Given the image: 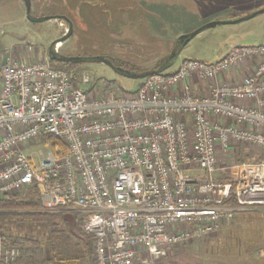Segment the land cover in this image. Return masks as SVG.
<instances>
[{
  "label": "built area",
  "instance_id": "obj_1",
  "mask_svg": "<svg viewBox=\"0 0 264 264\" xmlns=\"http://www.w3.org/2000/svg\"><path fill=\"white\" fill-rule=\"evenodd\" d=\"M247 61L249 75L216 83ZM191 78L214 83L200 94ZM48 139L67 153L54 144L38 162L26 153ZM233 143L264 149V45L235 46L211 64L184 60L135 92L0 57V197L36 186L43 211L80 214L93 264H157L263 208L264 160L222 166Z\"/></svg>",
  "mask_w": 264,
  "mask_h": 264
},
{
  "label": "rangeland",
  "instance_id": "obj_2",
  "mask_svg": "<svg viewBox=\"0 0 264 264\" xmlns=\"http://www.w3.org/2000/svg\"><path fill=\"white\" fill-rule=\"evenodd\" d=\"M262 10L264 0H32L34 16H65L72 22V36L59 44L61 54L72 57L110 56L142 70L152 69L169 55L181 35L212 22L238 21ZM66 30L68 25L64 21L30 22L22 0H0V57H11L24 63L49 61L50 46L60 40L67 33ZM203 32L184 48L175 65L165 74L175 72L184 60L211 64L223 58L235 46L264 45V13L247 21L218 25ZM69 71L90 76L95 85L100 80L114 82L127 92L137 91L139 82L145 80L121 77L99 63L83 64ZM46 143L36 144L26 153L35 155L38 162L37 152L41 150L47 155L51 150L53 142ZM218 159L222 166L227 167L262 161L264 149L233 143L228 153L219 152ZM27 190L19 195L26 197ZM14 195L16 193L11 194ZM64 216L74 221V213H65ZM17 230L22 235L34 233L44 241L51 238L44 225H21ZM42 231L44 233L40 234ZM231 240L245 246L247 243L257 244L262 248L264 207L246 215H236L211 236L174 246L169 256L157 264H200L204 258L211 257L213 251L203 250L202 243ZM60 243H64L65 247L61 249L59 244V253L68 257L75 253L77 238L65 236Z\"/></svg>",
  "mask_w": 264,
  "mask_h": 264
},
{
  "label": "trees",
  "instance_id": "obj_3",
  "mask_svg": "<svg viewBox=\"0 0 264 264\" xmlns=\"http://www.w3.org/2000/svg\"><path fill=\"white\" fill-rule=\"evenodd\" d=\"M167 56L149 70H142L129 62L117 60L110 56L104 58L109 60L115 67L121 68L124 71L142 74L160 68ZM49 62L52 68L56 70L69 71L83 66V64L74 65L50 60ZM114 84L116 85V83ZM48 142H53L54 147L60 146L62 155L67 153L65 145L61 142H56L53 139H48ZM26 194V197L16 194L14 196L0 198V236L2 237V249L4 251L3 256L0 257V264H51L54 260H70L71 258L68 256L59 253L60 247L61 249L65 247L63 246L64 243L62 244L60 242L65 239V236L68 238L81 237L82 217L74 213V221L71 222L67 220L64 213H48L43 211L36 186L29 188ZM228 205H233V202H229ZM21 225H44L49 231L51 238L44 241L34 233L22 235L17 230ZM43 233L44 231L40 234ZM68 241L69 240L66 239L65 242L68 243ZM8 249H15L18 251V255L13 260L7 259L5 256ZM90 249H92V243L88 241L86 245L87 252L90 251Z\"/></svg>",
  "mask_w": 264,
  "mask_h": 264
},
{
  "label": "crops",
  "instance_id": "obj_4",
  "mask_svg": "<svg viewBox=\"0 0 264 264\" xmlns=\"http://www.w3.org/2000/svg\"><path fill=\"white\" fill-rule=\"evenodd\" d=\"M183 6V5H182ZM181 6V7H182ZM184 8V7H183ZM204 33V32H203ZM204 62V61H203ZM253 61H247L244 64H241L239 67L225 73L220 78H218L216 83L224 84H233L234 82L240 80L243 76H247L251 73L253 67ZM214 83L213 81L199 80L197 78H191L188 80V84L191 85L197 93L208 94L210 90V85ZM142 84V82H139ZM251 105H256L255 102ZM254 211V210H253ZM253 211H246L237 214L246 215L252 213ZM70 210H65L59 213H71ZM76 213V212H72ZM78 214V213H77ZM80 215V214H79ZM82 232V231H81ZM90 238L85 236L82 232L81 237L78 236L77 244L75 245L76 251L69 250L73 255H69V259L65 260H54L51 264H93L92 262V249L87 252L86 245ZM84 245L85 249L82 248ZM202 248L205 251L213 250L211 257H206L202 260L200 264H264V245L259 247L257 244H244L238 243L237 241H222V242H211V243H202ZM260 249L259 252L256 250ZM78 249V251H77ZM243 250V251H242ZM206 253V252H205ZM175 263H177L175 261Z\"/></svg>",
  "mask_w": 264,
  "mask_h": 264
},
{
  "label": "water",
  "instance_id": "obj_5",
  "mask_svg": "<svg viewBox=\"0 0 264 264\" xmlns=\"http://www.w3.org/2000/svg\"><path fill=\"white\" fill-rule=\"evenodd\" d=\"M22 1L25 4L26 17L30 22H32V23H43V22H47V21H51V20H58V21H64L68 25L67 33L60 40L55 41L50 46L49 52H48V57H49L50 61L71 63L74 65L99 63V64H103L105 66H108L117 75H119L121 77L128 78V79H133V80H144L148 77L165 73L167 70H169L170 68H172L175 65V63L177 62V60H178L180 54L182 53V51L184 50V48H186V46L194 38H196L200 33H202L203 31H205L207 29L214 28L218 25L237 24L241 21L250 20V19L264 13V10L258 11L255 14H253L252 16H248V17L242 18L241 20L234 21V22H228V21L212 22V23L206 24L205 26H203V27H201V28H199L193 32L183 34L177 39L174 49L167 56V58L165 59L164 63L162 64V66L160 68H158L156 70L147 71V72H144L142 74H134V73H131L128 71H124L121 68L115 67L109 60L105 59L104 57H100V56H77V57L75 56V57H72V56H65V55L61 54L58 51L57 47L59 44H62L64 41L68 40L72 36V33H73L72 22L65 16L36 17L32 14V0H22Z\"/></svg>",
  "mask_w": 264,
  "mask_h": 264
},
{
  "label": "bare ground",
  "instance_id": "obj_6",
  "mask_svg": "<svg viewBox=\"0 0 264 264\" xmlns=\"http://www.w3.org/2000/svg\"><path fill=\"white\" fill-rule=\"evenodd\" d=\"M60 45H58V47H59ZM257 46V45H256ZM5 229V228H4Z\"/></svg>",
  "mask_w": 264,
  "mask_h": 264
},
{
  "label": "flooded vegetation",
  "instance_id": "obj_7",
  "mask_svg": "<svg viewBox=\"0 0 264 264\" xmlns=\"http://www.w3.org/2000/svg\"><path fill=\"white\" fill-rule=\"evenodd\" d=\"M191 32H193V31H191ZM187 33H190V32H187Z\"/></svg>",
  "mask_w": 264,
  "mask_h": 264
}]
</instances>
